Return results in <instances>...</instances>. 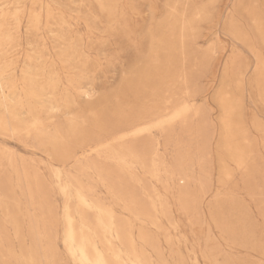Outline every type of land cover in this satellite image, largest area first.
<instances>
[{
	"label": "rangeland",
	"instance_id": "rangeland-1",
	"mask_svg": "<svg viewBox=\"0 0 264 264\" xmlns=\"http://www.w3.org/2000/svg\"><path fill=\"white\" fill-rule=\"evenodd\" d=\"M0 121V264H264V0H0Z\"/></svg>",
	"mask_w": 264,
	"mask_h": 264
},
{
	"label": "bare ground",
	"instance_id": "bare-ground-1",
	"mask_svg": "<svg viewBox=\"0 0 264 264\" xmlns=\"http://www.w3.org/2000/svg\"><path fill=\"white\" fill-rule=\"evenodd\" d=\"M102 6V5H101ZM103 8V7H102ZM101 8V9H102ZM105 9V8H104ZM182 15V14H181ZM18 19V18H17ZM63 25V24H62ZM180 34V33H179ZM155 52V51H154ZM152 53V52H151ZM157 54V53H156ZM149 65V64H148ZM145 69V68H144ZM144 71V70H143ZM139 78V77H138ZM139 80H140V78H139ZM48 81V80H47ZM85 91V90H84ZM3 93V92H2ZM117 94V93H116ZM2 95H4V94H2ZM115 95V94H114ZM6 96V95H5ZM40 96V95H39ZM119 96V95H118ZM117 98V97H116ZM41 99H42V97H41ZM119 99V98H118ZM11 100V99H10ZM113 101V100H112ZM114 103H115V100H114ZM2 105V104H1ZM91 111V110H90ZM98 115V114H97ZM93 116V115H92ZM95 117V116H94ZM87 118V117H86ZM99 119V118H98ZM81 120V119H80ZM36 122V121H35ZM0 123H1V121H0ZM36 124H37V122H36ZM48 128V127H47ZM71 128V127H70ZM11 130H13V128H11ZM56 132V131H55ZM57 133V132H56ZM14 134V133H13ZM53 135V134H52ZM55 136V135H54ZM58 135H56V137H57ZM61 137H59V139H60ZM54 139V138H53ZM55 140H56V138H55ZM54 140V141H55ZM58 140V139H57ZM61 140V139H60ZM59 141V140H58ZM56 142V141H55ZM60 143L62 142V141H59ZM58 142V143H59ZM57 143V142H56ZM109 144V143H108ZM107 145V144H106ZM96 149V148H95ZM90 151V150H89ZM94 151V150H93ZM92 151V152H93ZM91 152V151H90ZM89 154H91V153H89ZM111 154V156H110V159L114 162V163H116V164H119V165H121L122 167H124V168H130V167H132L133 165H134V162H135V160H134V158L130 155V154H117V153H115V152H111L110 153ZM77 157V156H76ZM75 157V158H76ZM75 160V159H74ZM67 181V180H66ZM149 211V210H148ZM150 214H151V212H150ZM152 215V214H151ZM82 220V219H81ZM99 223L100 224H102V222L101 221H99ZM66 236H67V239H68V241L70 242V243H72L74 240H73V232H72V230L71 229H69L68 231H67V234H66ZM95 237V236H94ZM84 243H85V240H81L80 241V243H79V245L78 246H76V249H75V252H76V254H77V256H78V258H79V261L81 262V264H107V263H105V261H103L101 258H95V259H89V257H87V255L84 253V251H83V249H84ZM114 258H117L116 256L114 257ZM119 264H121V263H119ZM131 264H135V262H133V260L131 261Z\"/></svg>",
	"mask_w": 264,
	"mask_h": 264
}]
</instances>
